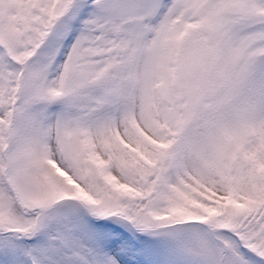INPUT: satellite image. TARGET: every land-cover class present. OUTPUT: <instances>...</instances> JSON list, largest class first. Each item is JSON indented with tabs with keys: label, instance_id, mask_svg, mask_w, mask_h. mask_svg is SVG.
I'll use <instances>...</instances> for the list:
<instances>
[{
	"label": "snow or ice",
	"instance_id": "1",
	"mask_svg": "<svg viewBox=\"0 0 264 264\" xmlns=\"http://www.w3.org/2000/svg\"><path fill=\"white\" fill-rule=\"evenodd\" d=\"M0 264H264V0H0Z\"/></svg>",
	"mask_w": 264,
	"mask_h": 264
}]
</instances>
